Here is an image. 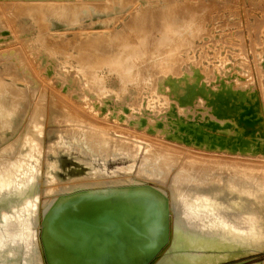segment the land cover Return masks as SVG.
<instances>
[{
  "label": "bare ground",
  "instance_id": "obj_1",
  "mask_svg": "<svg viewBox=\"0 0 264 264\" xmlns=\"http://www.w3.org/2000/svg\"><path fill=\"white\" fill-rule=\"evenodd\" d=\"M127 1L0 8V44L15 47L0 56V264H100L94 246L133 264L264 252V47L241 67L259 60L195 39L211 30L190 23L197 8ZM175 28L194 40L171 59ZM43 82L70 102L36 98Z\"/></svg>",
  "mask_w": 264,
  "mask_h": 264
},
{
  "label": "rangeland",
  "instance_id": "obj_2",
  "mask_svg": "<svg viewBox=\"0 0 264 264\" xmlns=\"http://www.w3.org/2000/svg\"><path fill=\"white\" fill-rule=\"evenodd\" d=\"M37 1L38 2H51V1L56 2L57 0H42V1L41 0H0V8L2 9V11H4L7 14V17L11 18L12 15L10 14L22 15L21 13L27 12L28 10L27 8L30 7L31 4L38 3ZM58 1H61V0H58ZM67 1H71V0H67ZM72 1H75V0H72ZM82 1L84 0H77V2H82ZM146 1L148 3L155 2L154 3L155 5H158L160 3L162 7L160 10L161 13H166L168 10L175 8V7L176 8H186V7L187 8H197V11H196V13H198L197 17L194 20L191 18L190 21L192 20L193 21L192 22L188 21V24L197 22V21H203L204 19L206 20L210 19L211 24L209 27L211 28V30L207 31V32H210V34L203 33V32L199 33V35L196 36L195 39L204 40L206 44L213 49L225 50L226 57L232 54V52L227 51V49H229V50H236V51L238 50V55H243L246 57H248V53H251L255 60H259L258 63H254V64L250 62H246L247 66H241V67L248 68L252 65L260 64L262 55H263V47H264L263 41L264 40L263 38H261V35L257 31V29H262L264 27V0H146ZM114 2L116 5L115 7L117 8L119 7L121 3H128L129 1L114 0ZM129 3H131V1ZM98 18L94 20L85 21L79 27L74 25L64 30L81 32V31L88 29V25H92V27L94 26L96 27L100 23V20ZM35 23L37 25V29L43 28L42 21L40 18H37ZM157 23H160V22H157ZM151 24L156 25V20L152 21ZM172 24H173V19L171 21L169 32H172V30H174V27L172 26ZM178 24H181V23L178 22ZM52 29L54 30L49 31V34H51L52 32L53 33L57 32L55 31L56 28H52ZM175 29L178 31L177 32L178 39L172 46L173 49L167 55H165L167 58H171V59H175L176 57L173 54L174 51H177L180 55L181 53L185 51L188 40H194V38L192 37L187 38V40L183 39L179 32L180 30L177 28ZM71 33L72 32H68V34H71ZM5 44L6 43L0 44V56L5 54L6 52H10V50L15 48V47L12 48V46H10L9 44H6L5 46ZM9 46L11 48H9ZM156 46L157 45L155 41V43L152 44L150 48L153 49ZM9 55H12V54H9ZM201 59H204V58H201ZM19 62L20 61L17 62V67L20 70L24 69L25 71V69L27 68L25 66H28V64L23 66L25 62L21 61L22 63L20 65H19ZM226 63L227 62H224V65ZM107 66L112 67V68L118 67V65L116 64H111V65L107 64ZM171 66L173 67L174 73H176L177 72L176 65L173 64ZM43 67H45L44 70L47 69L46 66H43ZM43 67L34 66L32 70L35 73H37L39 76H42V75L44 76L45 73H43L44 72ZM0 68H2V66ZM184 71L186 72V76L189 77L190 70H184ZM2 78H5V77L3 76V73L0 71V79ZM93 78L94 77L91 76V79ZM91 79L89 78L87 79L89 86L97 87L98 82L90 81ZM42 87H43L42 91H39V92H37V90L35 91L36 98L41 96L43 97L44 102H49L47 100L50 99V103L52 104H57L58 102L56 101H64L66 103L68 101L70 102V99L67 96H64L60 92L54 90V88L50 84L43 82ZM45 90H47V93L52 94L55 100H53L50 96L46 95ZM59 104H62V103L60 102ZM28 105H29V102H27V104L24 105L25 109L27 108ZM61 108L62 107H59L58 109H55V111L60 110ZM31 119H32V116H30L29 120ZM114 123L115 122H111L113 126H114ZM56 138H57L56 140H58V135ZM212 158H215V157H212ZM239 160H242V158H240ZM254 161H260V160H252V162ZM263 180L264 178L257 179L258 181L257 183H259L258 184L259 189H261V191L263 189V192L261 193V195L262 194L263 195L260 201L264 203ZM224 264H264V252L261 254L240 258L238 260H233L232 262H227V263L225 262Z\"/></svg>",
  "mask_w": 264,
  "mask_h": 264
},
{
  "label": "water",
  "instance_id": "obj_3",
  "mask_svg": "<svg viewBox=\"0 0 264 264\" xmlns=\"http://www.w3.org/2000/svg\"><path fill=\"white\" fill-rule=\"evenodd\" d=\"M87 234H90V232H88ZM91 234H92V231H91ZM104 248H106V247H103V248L102 247H96V246L92 247L91 251L89 253L91 258L98 260V262H100V264H133L134 262H136L135 261L136 259H133L130 256L126 257L121 262L117 259L110 258V255L107 254L108 251H106ZM79 250H81V246H79ZM80 259L81 258H79V257H76V258L74 257V261H78ZM70 260H71V258H70Z\"/></svg>",
  "mask_w": 264,
  "mask_h": 264
}]
</instances>
